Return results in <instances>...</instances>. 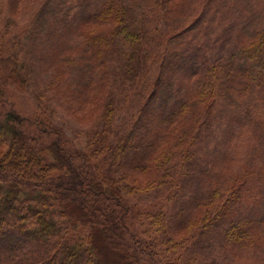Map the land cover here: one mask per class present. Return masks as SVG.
I'll list each match as a JSON object with an SVG mask.
<instances>
[{
  "label": "trees",
  "instance_id": "obj_1",
  "mask_svg": "<svg viewBox=\"0 0 264 264\" xmlns=\"http://www.w3.org/2000/svg\"><path fill=\"white\" fill-rule=\"evenodd\" d=\"M0 14V264H264V0H0ZM24 42L33 114L12 87ZM174 88L177 108L138 100L146 121L115 120L132 89L153 103ZM59 106L88 114L80 144Z\"/></svg>",
  "mask_w": 264,
  "mask_h": 264
},
{
  "label": "rangeland",
  "instance_id": "obj_2",
  "mask_svg": "<svg viewBox=\"0 0 264 264\" xmlns=\"http://www.w3.org/2000/svg\"><path fill=\"white\" fill-rule=\"evenodd\" d=\"M2 16V14H0ZM25 40H29L28 37H25ZM17 48L21 50V53L18 54L25 60H22L21 62H16L17 66V76L15 78L16 82L19 80H23L27 78L25 83L21 82L22 84H18L17 86L12 85L14 87L13 92L15 93V102L17 106L25 110L27 113L33 114L36 111H41V109L37 108V105L39 104L35 99V94L37 91L36 84L37 79L39 81H42L37 74L32 73V70L34 65L35 67L37 64V58L33 53L28 52V45L26 42H24V49H22V44L19 43L16 45ZM28 60V61H27ZM117 63V60H116ZM41 64V62H40ZM26 70H28V74L26 76ZM184 89L181 88H174V93L172 96L169 95H161L160 99L155 100L153 103H147L146 97H140V92L137 89H132L133 92L127 93L126 99L121 100L117 109V113L115 115V120H121L125 121L127 125L134 126L136 121L138 119H143L146 121V116L142 114L140 116V112L138 111V108L141 106L144 109H147L148 115L149 113H152L153 110H156V108H159L165 103L167 107L160 108L159 110H167V108H177V106L180 103V100L177 96V94L180 95V92H182ZM156 99V98H155ZM128 100V101H127ZM139 100V105L137 108H133V106H137ZM136 101V104H135ZM121 106V107H120ZM134 106V107H135ZM157 110V111H159ZM156 111V112H157ZM155 112V113H156ZM47 113V112H46ZM91 115V114H89ZM51 119L58 125H60V129L64 130L65 135L68 139L71 140L72 143H81L84 141V139H87V136L89 134V128L92 125L91 122H89V116L85 113H72L71 111L65 110L64 107L59 106L57 110L53 111L51 113ZM140 125V123L138 124ZM198 139H203V134L200 132L196 135ZM150 192V191H149ZM145 192V193H139L141 195L137 196L136 199L139 201L140 205L138 207H143L146 209L151 210V208H154L158 202V200L153 196L152 193ZM130 201L132 202V199L130 197ZM217 244L219 243L218 240H216ZM263 257H258L255 262L256 263H262Z\"/></svg>",
  "mask_w": 264,
  "mask_h": 264
}]
</instances>
